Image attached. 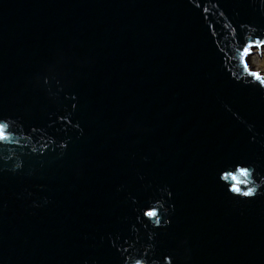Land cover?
Segmentation results:
<instances>
[{
	"label": "water",
	"instance_id": "water-1",
	"mask_svg": "<svg viewBox=\"0 0 264 264\" xmlns=\"http://www.w3.org/2000/svg\"><path fill=\"white\" fill-rule=\"evenodd\" d=\"M254 52L264 0H0V264H264Z\"/></svg>",
	"mask_w": 264,
	"mask_h": 264
},
{
	"label": "rangeland",
	"instance_id": "rangeland-1",
	"mask_svg": "<svg viewBox=\"0 0 264 264\" xmlns=\"http://www.w3.org/2000/svg\"><path fill=\"white\" fill-rule=\"evenodd\" d=\"M247 63L251 70L260 71V75L264 77V52H260V56L254 52L248 57Z\"/></svg>",
	"mask_w": 264,
	"mask_h": 264
},
{
	"label": "snow or ice",
	"instance_id": "snow-or-ice-1",
	"mask_svg": "<svg viewBox=\"0 0 264 264\" xmlns=\"http://www.w3.org/2000/svg\"><path fill=\"white\" fill-rule=\"evenodd\" d=\"M244 51H245V54H247V52L249 51V49L246 48ZM0 138H2V137H0ZM240 175L241 176H246V175H248V172L247 171H241L240 172ZM233 179H235V177H233ZM233 191L240 192V189L234 185L233 186ZM253 191H254L253 189H249L248 191H245L243 193V195H245V196H251V195H253ZM149 215L150 216H154L155 213H149Z\"/></svg>",
	"mask_w": 264,
	"mask_h": 264
}]
</instances>
